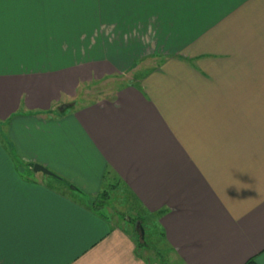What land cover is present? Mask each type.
<instances>
[{"label": "crops", "instance_id": "crops-1", "mask_svg": "<svg viewBox=\"0 0 264 264\" xmlns=\"http://www.w3.org/2000/svg\"><path fill=\"white\" fill-rule=\"evenodd\" d=\"M89 1L0 0V264H157L91 207L107 177L181 264H264V0Z\"/></svg>", "mask_w": 264, "mask_h": 264}, {"label": "rangeland", "instance_id": "rangeland-1", "mask_svg": "<svg viewBox=\"0 0 264 264\" xmlns=\"http://www.w3.org/2000/svg\"><path fill=\"white\" fill-rule=\"evenodd\" d=\"M92 5V12L95 8L96 2L94 0L89 1ZM131 0H102L99 2L100 10L105 13L107 8H112V11L107 13V19H110V22H115L116 19H119L123 14H128L132 7L134 6L133 2L130 4ZM95 11V10H94ZM135 17V14L132 13V16L128 18L132 19ZM112 49V48H111ZM113 54L112 50L109 53ZM142 68L132 69L129 68L126 71V74H122L120 76L106 77L103 80L93 81L88 84H83L79 89V97L77 99L78 104H88L91 102H95L101 98L110 97L112 98L116 91L125 85L130 78L136 79L138 77V71ZM60 110V109H59ZM71 108L66 110V113L70 112ZM60 113V112H58ZM117 181L118 179H112ZM120 181V180H119ZM110 198V199H109ZM108 198L106 206L113 219L117 224H121L122 226H126L127 231L133 236L131 227H135V242L139 240L141 243H144L149 235L150 242L157 245L161 249H164L163 259L164 264H181V261L177 259V256L174 251L169 250L163 242H158L159 237V228L158 225H154L150 223V221H144L140 223L141 220L138 217L139 214H144L141 207L135 205L134 199L131 197L126 187L123 185L121 181L119 182V188L117 191L111 192V196ZM87 199H89L87 197ZM129 205L134 208H130ZM129 208V209H128ZM139 213V214H138ZM131 230V231H130ZM156 235V237H155ZM165 256V257H164ZM153 263H157L153 260ZM157 264H160L159 262Z\"/></svg>", "mask_w": 264, "mask_h": 264}, {"label": "trees", "instance_id": "trees-1", "mask_svg": "<svg viewBox=\"0 0 264 264\" xmlns=\"http://www.w3.org/2000/svg\"><path fill=\"white\" fill-rule=\"evenodd\" d=\"M119 182H120L119 180L114 181L110 177H107L106 181H105V185L103 187V190L97 196L96 200L93 202V204L91 206L94 210H97L99 213H101V215L107 217L109 220H114V219H113V216L111 215V212H109L108 209H106L107 208L106 206H108L107 205L108 204L107 201H108V198L111 196V192L117 191V189L119 188ZM122 187H123V184H122ZM129 207L131 209L134 208L133 210H135V207H132L131 205H129ZM142 210L144 211L143 212L144 214H139L138 213L139 215H138L137 218L141 219V220H138V221H140V223H143V220L144 221H148L149 220L150 223H152L154 225H158L159 232H160L159 233L160 234L159 237H157L158 238V242H163L165 244V246L169 250H172L170 248L169 242H168V240L166 238L165 230H164V228L161 226V224L159 222L161 213H152V212L146 211L145 209H142ZM131 229H132L133 236H135V230H136L135 227L132 226ZM155 237H156V235H155ZM136 241H137V247L141 251L140 255L144 259L149 261V263L150 262H154L153 260H155L157 263L159 262L160 264H164V259H163V254L165 252L164 249H161L160 247H157V245L153 244L152 241L150 242L149 235H148L146 241H145V238H144V243H141L139 240H136Z\"/></svg>", "mask_w": 264, "mask_h": 264}, {"label": "water", "instance_id": "water-1", "mask_svg": "<svg viewBox=\"0 0 264 264\" xmlns=\"http://www.w3.org/2000/svg\"><path fill=\"white\" fill-rule=\"evenodd\" d=\"M65 107H66V105H62L59 109L63 111L65 109ZM34 171L43 172L45 174H49V175H53V176L57 177V175L53 171H51L50 169H48L47 167H45L44 165L39 164V163L34 165Z\"/></svg>", "mask_w": 264, "mask_h": 264}]
</instances>
